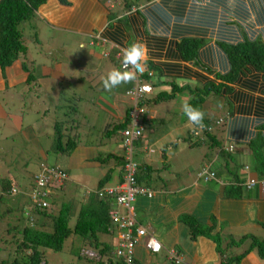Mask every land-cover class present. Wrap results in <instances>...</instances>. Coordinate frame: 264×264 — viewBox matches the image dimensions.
<instances>
[{
    "label": "trees",
    "instance_id": "obj_1",
    "mask_svg": "<svg viewBox=\"0 0 264 264\" xmlns=\"http://www.w3.org/2000/svg\"><path fill=\"white\" fill-rule=\"evenodd\" d=\"M48 1L0 0V71H5L16 62H25L28 52L25 28L31 27L34 19L40 18L38 11ZM58 2L64 7L70 6L68 0ZM116 2H119L120 7L107 9V15H94L95 10L91 12V7H86L85 10L81 7V15H77V21L68 28L78 29L85 23L83 31H87L93 24L95 30L89 34L92 37L102 30L101 38L104 42L116 46L109 50L106 57L114 70L124 71V55L117 58V54L131 44L141 42L146 50L142 65L146 71L134 81L121 84L111 92L105 90L103 81L86 82L83 77L76 80H54L52 77L51 83L54 82L58 89H43L44 94L32 95L34 90L31 84L35 77L33 71L23 64V71L28 73L26 79L22 83L14 80L18 84L13 83L8 89L15 100L5 96V87L10 83L6 80L3 83L4 88H0V92L4 93L1 92L0 105L11 99L16 107L23 106L22 109H27L28 112L23 111L24 114L33 113L30 109L32 98L40 99L44 96L45 100L40 102L46 104L54 94L55 97L52 98L56 105L50 111L56 115V120L51 123L53 130L45 134L49 147L41 150L45 155L41 159L32 143L31 146L28 142L19 143L16 149L7 147L6 143L16 135L15 127H18V123L15 122L10 108L0 107V130H3L2 127H8V131L13 130L0 136L3 155L5 153L12 158L28 159L29 162L24 166L28 167L32 163L35 166L33 174H40L45 168L58 169L67 174L60 165L47 164L44 159L51 153L68 159L81 142L90 140L97 142V145H103L105 140H111L116 135L124 150L123 132L131 124V117L135 116L136 125L142 128V134L134 142L132 161L137 165L135 180L140 185L145 177H149L151 171L150 167L140 162V157L150 150L148 143L144 142L147 139L145 128L148 127L152 132V138L160 135L159 127L162 134L169 131L168 121L160 119L159 126H152L147 109L183 97L186 99L185 103L205 113L204 127L196 126V129L186 135H178L172 145L199 149L203 146L200 137L204 139V146L207 148L202 156L203 161H206L211 152H218L220 163L218 166L212 165L211 168L217 178L230 177L220 195L222 199L230 201L246 199V196L248 198L242 185L244 182L239 178V170L244 164L236 163V160L238 156H250L253 160L249 164L250 176L255 184L248 194L253 199L254 210L263 209L264 0H161L159 4H152L151 9L141 8L140 5L152 0ZM43 20L47 22L46 19ZM32 26L34 28L35 24ZM31 35V40L35 39L34 42H37L38 31ZM44 78L49 79L50 75ZM137 82H140L139 85H150L156 94L141 93L134 99L128 97V91ZM23 85L29 86V89L24 88L22 91ZM77 85L84 87L75 91L73 87ZM160 86L163 88L160 89ZM69 90L72 91L67 97L65 93ZM115 98L120 101L126 99V104H121L122 114L117 111L119 108L115 104ZM214 106L218 109L217 113L211 108ZM211 109L212 113L208 114ZM38 112L36 111L37 114ZM185 117L188 118L186 115ZM218 120H221V124H216ZM95 121L99 130L93 129ZM209 128L211 131H208ZM93 133L96 136H92ZM229 145L233 146L231 152L228 151ZM37 159L39 160L35 162ZM110 159L117 161L118 168L125 165L123 155L120 157L107 154L95 161L102 165ZM113 172V169H109L105 173L98 183V190L108 182ZM6 180L0 179L2 191L10 188L9 180ZM33 183L32 175L30 186ZM29 203L18 210L13 227L10 224L0 226L4 227V236L0 237V241L6 243V247L10 246L8 257L2 259L0 264H46L45 252H60L64 247L66 253L78 261L85 259L93 264H115L112 259L114 246L100 240V236L113 233L107 201L99 200L97 195L91 194L75 209L70 208L67 202L61 204L55 215L41 211L32 201ZM78 207L77 212L75 210ZM8 208L13 212L9 206ZM6 217V214L0 215V221ZM139 223L141 224L140 221ZM179 224L187 229L191 242L200 238L210 240L216 247L219 264H242L250 254L264 261V222L251 224L252 230L259 234H251L248 229L243 228L244 233L239 236L233 233L228 239L222 234L229 231L230 225L227 221L219 222L214 217H210L209 223L203 224L192 214H186L179 218ZM77 241L80 244L79 249L75 246ZM89 250L97 253L94 259L83 253ZM147 256L154 257L149 254ZM163 261L169 264H186V261H169L166 256ZM133 264L140 262L136 259Z\"/></svg>",
    "mask_w": 264,
    "mask_h": 264
},
{
    "label": "crops",
    "instance_id": "obj_2",
    "mask_svg": "<svg viewBox=\"0 0 264 264\" xmlns=\"http://www.w3.org/2000/svg\"><path fill=\"white\" fill-rule=\"evenodd\" d=\"M99 1L98 0H68L70 6L64 7L58 2V0H49L44 6L40 8L37 14L40 18L37 17L36 19H38L41 22V24H43V29L47 28L53 34H67V33L73 34L74 38H76V40L80 43L81 42L79 39L80 37L89 38V34H91L95 30L94 25L91 24L90 29H88L87 31H83V26L85 25V23H82L78 29L68 28L70 25H72L73 23L77 21V15H81L79 13V9L81 7L84 10L86 9V7L87 8L91 7V12L95 10L94 15H107L108 14L107 9L114 10L116 7L118 8L120 7L119 2H116V0H113V2L111 0H106L105 2H101V1L99 2ZM160 1L161 0H152V2H149V3L145 2L141 4L140 7L151 9L152 4L154 3L159 4ZM88 2H92V4L89 5ZM86 3L88 5H86ZM87 14L89 13L87 12ZM43 19H46L47 22H45ZM99 33H102V30H99ZM150 33L154 35V33L152 32ZM110 46H113V45H110ZM24 61H25L24 63L23 61L16 62L10 68H7L5 71H0V88L1 87L4 88L3 86L4 81L7 80L8 82H10L7 88L5 87V90H7L5 96L10 95L8 92V89L11 86H13V83L18 84V82L14 80H19L22 83L24 79H26L28 73H25L23 71V64H25V66L29 70L33 71V75L35 77L34 82L31 84V88L34 90L32 95H36L38 93L37 88H39V85L42 87V89L48 90L50 88L49 85L52 84L51 83L52 77L54 80L60 78V73L58 72L59 65L57 63H56L57 71L52 73L50 66H48L47 62H46V65L44 66L45 64V61H44L41 64V66H44V67L42 68L43 72L41 71V76H40L36 74L35 72L36 66H35L34 60L30 61V60H27V57H25ZM47 75H50L49 79L44 78V76H47ZM160 84H162V82H160ZM24 88L29 89V86L24 87L23 85L21 87V89H23L22 91H24ZM161 88H163V86H160V89ZM52 97H55L54 94L52 95ZM179 99L180 100L178 99L173 100V101H176V100L180 101L181 103V105L178 107L179 109H177V112H180L179 113L180 116L178 120L179 123L176 122L172 124L169 122V127L167 126L169 128V131L165 135H158L153 138L149 137L144 141L145 143H148L150 150L145 152L140 157V160H141L140 162L146 165V167H150L151 171H150L149 177H145V179L141 181L140 185L148 187L152 191H154V197L152 199L138 198L135 202L136 213L138 214V217H139V214L141 215L142 220L144 217H146L147 222L142 221L139 217L138 221H140L142 225L149 227V228L153 227L154 229H155L154 226L162 228V231L164 230L165 233L172 240H174L173 243L176 242L174 247L179 249V251L183 254L184 262L186 261V264H219L220 258H219V255L215 253L214 247L212 248L210 243L208 246L203 244L204 241H207L203 238H200L195 242H191L188 237L187 229L183 227L181 224H179V218L182 215L192 214L193 216L197 217L201 223L205 224V223H209L210 217H214L219 222L227 221V224L231 226L233 222L224 218L225 216L224 212L226 211V209H229V205L227 203L231 201L227 199H222L220 197L223 185L229 182L230 177L218 178L215 183L209 184V185H204L201 182L197 181L196 177L195 178L191 177L193 172L190 170V168L192 165H194L195 171L197 172L201 165L206 164V161L209 164H212V163L214 164L215 161H216L215 163H220V162H218L217 157H213V155L211 154L206 158V161L202 160V162L200 163L199 159L204 154L202 155V153L198 152L200 153V155L198 157L196 156L197 163H195L193 161L195 157L191 153L193 152V150L186 149L188 148L186 146H181V145L177 146V144L176 146L172 145V143L175 142L174 135L179 134V135L184 136L189 131L192 130V126L191 124H189L188 118H186V120L182 119L184 115L182 105L185 103L186 99L183 97ZM38 102H40V99L32 98L30 109H32L33 113H36V111H39L38 114H43L44 109L46 107L45 106L38 107L37 106ZM115 104L119 108V110L117 111H120L122 114L123 107L121 104H126V99L120 101L118 100V98H115ZM211 113H212V109L209 110L208 114H211ZM151 119H153L152 115L150 116V120ZM160 119L164 121H168L165 119V116L160 117L159 120ZM35 120L38 121L39 118L36 117ZM47 133L48 132H45L44 134H47ZM44 134H43L41 143H39L38 137L34 134V132H32L31 134L29 133L27 134L29 135L28 138H25V137L19 138L20 141L18 142V144L23 139L26 141L36 139L35 141L37 143L36 144L37 148L35 150L39 154L41 153L42 157H45V155L43 154V151L41 150L47 149L49 147V140L45 138L46 135L44 136ZM168 138H170V141H168ZM33 140H32V143L35 144V141ZM85 141L81 142L74 152L79 150L80 156L85 158V161H91L88 163L95 164V159L99 158L100 152L107 153L108 150H102V148L106 149L104 145L94 144L90 140H87L86 142ZM28 143L31 146V143L30 142ZM164 149H167V150H164ZM169 150H171V152ZM120 151L122 152V148ZM149 151H153V152H149ZM107 154H113V153L109 152ZM74 155L72 154L67 159L68 167H69V162L72 160V158H74ZM113 155L117 156L116 154H113ZM210 156L211 158H209ZM83 158L81 159L77 158V160L81 161ZM243 159H246V160H243ZM112 160L114 164H113V168H110V169H113L114 172L112 173L111 177H109L108 182H106L103 187L115 186L121 183V177H120V172H119L120 167L119 168L116 167L117 161L115 159H112ZM189 160H192L191 166L188 165ZM241 161L242 162L246 161L248 165L252 164L253 162L250 156H246V157L238 156L236 162H241ZM178 165H182V166L179 167ZM159 167L161 171L163 172H166V169L167 170L171 169V172L174 171L173 173L176 177H159L160 176L159 170H158ZM182 167H185L186 169L182 170ZM104 170L105 169H102L101 171L103 172ZM66 172L70 177V182L64 187V189H62V192H64V197L66 194L70 193V190H71L70 185H74L71 182H74L76 180V182L79 183L80 179L82 178V177H74L75 180L72 181L73 177L70 176L69 170H66ZM104 175L105 174H103V176ZM178 175L180 176L178 177ZM103 176L99 178L92 177L93 179L91 180L90 185H86L85 181L81 182L82 186L86 187L85 193L87 191L92 192L98 189L97 188L98 183L100 179L103 178ZM169 176H173V175L169 174ZM182 176H185V177H182ZM29 181H30V178H28V182ZM82 196H84V194ZM242 199H244L247 202L250 201V203L253 204L252 198H247V199L242 198ZM83 200H85V197L83 198ZM191 201L194 202L192 203V205H191ZM185 206H188V207L190 206V208H187ZM252 223L254 222L244 225L242 229L243 228L251 229ZM192 254H198L199 261L195 259V257L192 256ZM147 255L148 254L146 251H144V249H141V248L137 249V259L140 262V264H147L148 262H152L151 261L152 258H149ZM242 264H264V261H260L257 259V257L254 254H250L248 257L245 258Z\"/></svg>",
    "mask_w": 264,
    "mask_h": 264
},
{
    "label": "rangeland",
    "instance_id": "obj_3",
    "mask_svg": "<svg viewBox=\"0 0 264 264\" xmlns=\"http://www.w3.org/2000/svg\"><path fill=\"white\" fill-rule=\"evenodd\" d=\"M102 2H105L106 0H100ZM127 13H129L127 11ZM35 24L33 28V24ZM33 28V31H32ZM38 31V41L34 42L29 40L26 45L28 47V52H27V60H34L35 66H36V74L41 76V71L43 72V67L46 65V62L48 63V66H50L51 72L54 70L55 72L57 71L56 69V63L59 65L58 72L60 73V79H65V80H76L79 77H83L84 80L86 78V82L92 80L91 82H101L103 81L104 78L107 77L108 73L114 70V67L108 62L107 58L103 56V53H108L109 46L106 47H91L89 46V41L90 39L87 37H80V43L74 38L73 34H53L50 30L47 28L43 29V24L38 19H34L31 22V27H26L25 28V34L24 36L31 35L32 32ZM83 46V47H82ZM45 61L44 66H41V64ZM103 72L102 74H99ZM49 85V84H48ZM50 88H56V84L52 82L51 85H49ZM84 87V86H83ZM83 87H79V85L73 87L75 91L80 90ZM38 93L44 94V90L42 87L39 85V88H37ZM7 90H5L6 92ZM36 91V90H35ZM44 91V92H43ZM72 90H69L65 93L67 97L71 94ZM2 92V91H1ZM0 92V102L2 99V93ZM4 94V93H3ZM154 95L156 92L153 93ZM6 95V94H5ZM47 95H50V92L47 93ZM10 97L12 100H15V98L11 97V95L7 96ZM10 99V101H6L5 103H2L0 106L3 108H10L13 111V117H15V122L18 123V127L16 128V135L13 138H10V141L6 143L7 147L16 149V146L18 144V141H20L19 138L25 137L28 138L29 135L28 133L31 134L34 132V134L38 137L39 143L42 142L43 134L45 132H50L53 130V127L51 126V123L53 120H56V115L52 114L50 109L53 111V107L56 105V102L53 100L52 97L48 100L46 104H43L42 102H38V107L39 106H45L46 110H48L47 114H36V113H26L24 114L23 111L28 112L27 109H23V106L21 107H16L13 104V101ZM40 100H45L44 96L40 98ZM177 105V106H176ZM181 105L180 101H173L169 103H162L157 106H152L151 108L147 109V112L149 116L152 115V118L150 120L152 126H159V118L164 117L165 119L168 120V122L174 124L176 122L179 123V113L177 112L178 107ZM44 109V111H45ZM214 112H218V109L214 106L213 107ZM160 116V117H159ZM36 117L39 118L38 121H36ZM17 118V119H16ZM24 118V119H22ZM182 119L186 120L185 114L183 115ZM1 120V119H0ZM167 122V123H168ZM182 123V122H181ZM86 122H84V125ZM190 124V123H189ZM3 126V125H1ZM174 126V125H172ZM99 125H97V121H95V127L93 129L99 130L98 128ZM3 130H0V136H3L4 134H8L10 132H13V130L8 131V127H2ZM5 129V130H4ZM161 128L159 127L158 133L160 135H165V133L161 132ZM26 131V132H25ZM28 131V132H27ZM24 132V133H23ZM151 131L148 129V127L145 128V135L147 138L151 136ZM92 136H96L94 133L91 134ZM175 136V140L176 137ZM45 136V134H44ZM84 137H86L84 135ZM171 138V136H170ZM170 138H168V141H170ZM83 139V138H82ZM33 140V139H32ZM29 140V141H32ZM36 140V139H35ZM104 140V139H103ZM26 141V140H24ZM34 141V140H33ZM182 140L180 139V142ZM95 144V143H94ZM0 143V179L2 177H6L7 180H11L13 177V180L15 179V183L18 185L19 190L21 194H19L16 197H8L5 196V191L0 189V215L6 214V218L2 221H0V226H5L6 224H10L13 227V223L15 222L14 217L17 216L18 210H20L24 204H30L29 201L32 199L31 196V186L30 182H28V176H32L33 170H35V166L32 163H29L28 167L24 166L27 161L25 159L21 160L19 158H12L11 156H6L5 153L3 155V150L1 147ZM104 147L106 149L102 150H108L107 153L112 152L113 154H116L117 156H122L123 153L120 151L121 150V142L119 140V137L116 135L114 136L111 140H105L103 143ZM189 149V148H186ZM206 146H202L199 149H191L193 152H191L194 155L193 161L197 163L196 156L198 157L200 153L205 154L206 152ZM5 152V151H4ZM29 155V150L27 151ZM200 152V153H198ZM76 153V154H75ZM107 153L100 152L99 158L100 157H105ZM75 154V155H74ZM210 154L213 155V157H217L218 161L220 162V156L218 152H211ZM24 155V152H23ZM74 158L69 162V167H68V160L65 157H58L54 155L53 153L49 154L46 159H44V162L50 165H60L64 170H69L70 176L73 177L72 181L75 180L74 177H82L80 179V182L77 183L76 180L74 182H71L74 185L71 186V190L69 194H66L64 197V193H58L55 198H54V203L52 205V208L50 209L49 213L52 215H55V213L58 212L61 203L67 202L70 208L75 207L77 202H81L82 200V195L84 194L86 187L82 186L81 182L85 181L86 185H90L91 180L94 177H101L103 174L106 173V171L110 168H113V160L110 159L106 161L103 165L96 163H88L91 161H85V158L80 156V151L77 150L76 152L73 153ZM38 156L43 159L41 153L38 154ZM77 158L81 159V161H78ZM211 158V156L209 157ZM39 159H37L35 162H37ZM244 160V159H243ZM85 161V162H84ZM199 162H202V157H200ZM8 163H12V165H8ZM14 163V164H13ZM199 163V164H200ZM188 165H192V160L188 161ZM99 166V167H98ZM177 166V165H176ZM181 167L182 165H178ZM197 166V164H196ZM168 168V167H167ZM71 169V170H70ZM102 169H105L103 172L101 171ZM185 167H182V170H185ZM9 170V171H8ZM159 170V177H176L174 175V171L171 172V169H166V172L161 171L160 167L158 168ZM190 170L193 172L191 177H197L196 176V171L194 168V165L191 166ZM161 171V172H160ZM20 172H25V173H20ZM177 173V171H176ZM26 174V176H25ZM169 174H172L173 176H169ZM186 175V174H185ZM180 175H178L179 177ZM88 177V178H87ZM93 177V178H92ZM185 177V176H182ZM6 180V181H7ZM228 180V179H226ZM70 182V181H69ZM67 182V184L69 183ZM201 183H203L201 181ZM11 184V182H9ZM12 184L13 181H12ZM9 192L10 189H8ZM3 199V200H2ZM74 201V202H73ZM74 203V204H73ZM194 203L191 201V205ZM229 205V209H226L224 212L225 216L224 218L228 219L229 221H232L233 223L230 226V229L227 233L222 234L225 239H228V236L233 234L235 236H239L240 233H244L245 231L242 229L244 225L250 224L251 222H264V214H263V209L256 211L254 210V204L245 201L244 199L241 201H231L227 203ZM8 206L13 210V212L8 208ZM187 208H190V206H185ZM27 208V207H26ZM28 210V208L26 209ZM11 211L10 213H8ZM8 213V214H7ZM119 215H123L124 211L123 209L118 210ZM139 217L141 219V215L139 214ZM138 214L136 213V219L139 220ZM142 220V219H141ZM144 222H147L146 217L143 218ZM150 227L148 229L149 233H151L154 237L158 239V241L161 243L163 248H173L176 242L173 243L174 240H172L163 230L162 228L154 226ZM252 229V227H251ZM249 230V233L251 234H259L256 230ZM4 231V227L0 228V237L2 238ZM100 240L102 242L107 241L109 244L114 245L117 242L116 237L113 236H100ZM207 240V239H205ZM210 243L211 247L215 249V253L218 255L216 252V247L215 245L210 241H204L203 244L208 246ZM6 243L3 241H0V261L2 259H5L8 257V252L10 249L9 247H6ZM75 246L77 249L80 248V244L77 241L75 243ZM67 247V244H66ZM15 250V248H14ZM65 247L62 249L60 252H45L44 256L46 260L48 261L49 264H66L69 261L71 263L68 264H93L87 262L85 259H82L81 261H78L75 257L69 256L68 253H66ZM16 253V252H15ZM84 254L86 253L89 258L94 259L97 253H94L92 250H89L87 252H83ZM17 255V254H16ZM25 256V255H24ZM195 259L199 261V256L198 254H192ZM87 257V258H88ZM165 255L164 252H161L159 255L154 256L151 259V264H169L167 261H163Z\"/></svg>",
    "mask_w": 264,
    "mask_h": 264
},
{
    "label": "built area",
    "instance_id": "obj_4",
    "mask_svg": "<svg viewBox=\"0 0 264 264\" xmlns=\"http://www.w3.org/2000/svg\"><path fill=\"white\" fill-rule=\"evenodd\" d=\"M143 71H140L142 73ZM150 87L137 85L128 92L131 98H137L141 93H149ZM132 122L123 132V146L125 147V165L121 168L122 183L115 187L103 188L97 192L99 200H109L112 204L110 219L116 230L117 244L114 256L126 264H130L136 246L141 240H145L144 248L151 253H157L160 245L148 234L147 230L138 225L135 219L133 204L138 197H152V192L136 184L135 173L137 165L132 161L134 142L141 136L142 128L137 126V119L132 116ZM66 180V175L58 169L45 168V171L35 176V186L31 190L32 202L41 208H47L50 187L62 186ZM11 193H17L12 189ZM125 210L124 215H119L118 209ZM168 259L179 261L175 251L167 253Z\"/></svg>",
    "mask_w": 264,
    "mask_h": 264
},
{
    "label": "clouds",
    "instance_id": "obj_5",
    "mask_svg": "<svg viewBox=\"0 0 264 264\" xmlns=\"http://www.w3.org/2000/svg\"><path fill=\"white\" fill-rule=\"evenodd\" d=\"M111 1L113 2V0H111ZM114 4H115V2H114ZM38 34H39V32H38ZM31 36L32 35H30V34L27 35V36H25L26 43L29 40H31ZM37 39H38V35H37ZM89 39H90V41H89V44L88 45L91 46V47H106V46H109V50L112 49V48H116V46L114 44H112V43H109L108 44V43L104 42V40L101 38V33H98L97 35H95L93 37L92 36H89ZM34 40H31V41H33V43H34ZM110 45H113V46H110ZM26 47H27V45H26ZM27 49H28V47H27ZM109 50H108V53H103V56L104 57H107L108 56ZM121 55H124V59H123V66H124L123 69H124V71L113 70V71H111V72L108 73L107 77L104 78V80H103L104 88L107 91H111L113 88H116V87L120 86L121 84L129 83V82L134 81L136 79V77H139V76L143 75V73L146 71L144 69V67L142 66L143 65V62L145 60L146 50H145V48H144V46H143V44L141 42L137 41V42L131 44V46L125 48L124 51H120L117 54V58H120ZM140 71H143V72L139 74ZM99 74H102L103 75V72H101ZM150 76H153L152 73H150ZM139 83L140 82H137L130 91H132L137 85H139ZM139 86H143V85H139ZM146 86H149L150 87V92L149 93H146V94L151 95L154 92L153 88L150 85H146ZM130 91H128V92H130ZM127 96H128V93H127ZM182 108H183L184 114L188 117V121H189V123L192 126V130L193 129H196V126H198L200 128H203L204 127L203 121H204L205 113L202 110H200L199 108L193 107V106H191L188 103H184L182 105ZM211 108H213V107H211ZM44 112H48V110H45ZM216 124H221V120H218L216 122ZM208 131H211V128H209ZM199 139L202 142V144L205 145V142L203 141L204 139L203 138H200V137H199ZM26 142L32 143V141H29V140L28 141H24V139L20 143L23 144V143H26ZM36 144H37L36 141H35V144L32 143V145H33V147L35 149L37 148L36 147ZM40 146H41V144H40ZM225 148L227 150V144H225ZM232 148H233V146L232 145H229L228 151L231 152ZM169 151L171 152V150H169ZM149 152H153V151H149ZM122 153H123V157L125 158V154H126L125 148H124V150H122ZM26 161L29 162L28 159H26ZM215 162H214V164L213 163L212 164L206 163L204 165H201L199 167L197 173H196V176H197L196 177V180L199 181V182L202 181L203 182L202 184H204V185H209V184L215 183L218 178L215 177L214 172L212 171V168H211L212 165L218 166V163H215ZM236 163H239V164L243 163L244 164L243 167L239 170V176H240L239 178L241 180H243V182H244V184H242L244 186V192L248 195V198H251V197H249V194L248 193H249L250 190H252V186H254V184H255V180L252 178V176H250V174H251V167L248 164H246L245 162H242V161L241 162H236ZM219 166H220V164H219ZM232 168H233V166H232ZM63 171H66V170H63ZM32 175L34 177V183L31 186V190L35 186V176H37L39 174H32ZM65 175H66V180L64 181V183L62 184V186H58V187L54 186V187L48 188V190H49V198L47 199V202H48L47 208H41L39 206H37V208H40L41 211H48V212L50 211V209L52 208V205L54 203L55 196L58 193H62V189H64V187L67 185V182L70 181L69 175L68 174H65ZM25 176H26V174H25ZM27 177L30 178V176H28V175H27ZM120 177H121V183H122L123 181H122V176H121V168H120ZM2 179H6V177H2ZM12 181H13L14 184H12ZM9 182H11L10 188H9L10 191H12V189H15L17 191V193L13 195L8 190H6V191L4 190L5 191V194L4 195L5 196H8V197L10 196V197H13L14 198V197L18 196L19 194H21L18 185L15 183V179L13 180V177H12L11 180H9ZM119 184H117V185H119ZM117 185H115V186H117ZM115 186H109V187H115ZM139 186H141V187H143L145 189L150 190L152 192V197L151 198L138 197V198L152 199L154 197V191H152L150 188L145 187V186H142V185H139ZM109 187H106L105 186V187L100 188L99 190H101L103 188H109ZM99 190L96 189L95 191H92V192L91 191H87L86 193L84 192V196H82L81 202L84 201L83 200L84 197H85V200H87V198H88L89 195H91V194L97 195V192ZM261 194L264 195V193H261ZM138 198L135 199V202H136V200ZM102 201H107V203L109 204L108 215H109V219H110V211L112 209V207H111L112 204L110 203L109 200H102ZM239 201H241V200H239ZM81 202H77L76 205H75V207L79 206L81 204ZM135 202L133 204V208H134V214H135V219H136ZM75 207H73L72 209H75ZM79 207L75 211L78 212ZM119 209H122V208H119ZM123 211L125 213V210L124 209H123ZM136 222H137L138 225H140L143 228H145L147 230V232H148L149 235H151L152 237H154L151 233H149V231H148L149 227H146V226L140 224L137 219H136ZM32 225L33 224H30V226H32ZM110 225H111V227L113 229V233L110 236L116 237V239H117L116 230H115V228L113 226V223H112L111 219H110ZM154 239L160 245L159 251L157 253L148 252L144 248V242H145V240H141L140 243L135 248L134 256H133V259H132V261H131L130 264H133V262L137 259V249L138 248L144 249V251H146L147 254L153 255V256L159 255L161 252H164L167 260H169L168 259V255H167L168 251L173 250V251L176 252L177 258L179 259V261L180 262L184 261L183 254L179 251V249H177L176 247L166 248L165 249V248H163V246L161 245V243L158 241V239L156 237H154ZM116 244H117V242L115 243V246L113 245L114 246V251L112 253V259H113V261H114L115 264H118L119 262H121L122 264H126L122 260L116 259V257L114 256V253H115V250H116ZM44 261H46V264H49L47 260L44 259ZM169 261H171V260H169ZM68 263H71V262L69 261ZM68 263H66V264H68Z\"/></svg>",
    "mask_w": 264,
    "mask_h": 264
},
{
    "label": "water",
    "instance_id": "obj_6",
    "mask_svg": "<svg viewBox=\"0 0 264 264\" xmlns=\"http://www.w3.org/2000/svg\"><path fill=\"white\" fill-rule=\"evenodd\" d=\"M124 67V66H123Z\"/></svg>",
    "mask_w": 264,
    "mask_h": 264
}]
</instances>
